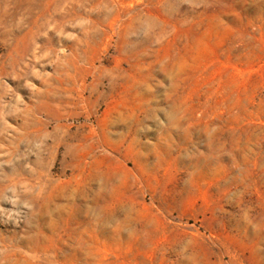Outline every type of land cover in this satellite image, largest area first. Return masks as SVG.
<instances>
[{"label": "rangeland", "instance_id": "obj_1", "mask_svg": "<svg viewBox=\"0 0 264 264\" xmlns=\"http://www.w3.org/2000/svg\"><path fill=\"white\" fill-rule=\"evenodd\" d=\"M0 264H264V0H0Z\"/></svg>", "mask_w": 264, "mask_h": 264}]
</instances>
